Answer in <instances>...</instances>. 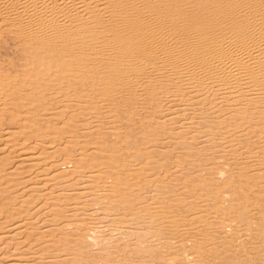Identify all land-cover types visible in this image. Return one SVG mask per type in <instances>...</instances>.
I'll list each match as a JSON object with an SVG mask.
<instances>
[{
  "label": "bare ground",
  "instance_id": "bare-ground-1",
  "mask_svg": "<svg viewBox=\"0 0 264 264\" xmlns=\"http://www.w3.org/2000/svg\"><path fill=\"white\" fill-rule=\"evenodd\" d=\"M120 5L133 13L121 26ZM166 6L161 0H0L1 140L23 164L36 160V168L52 170L48 178L56 182L36 185L42 179L36 171L13 183L24 189L0 203V218L12 211L1 219L7 225L0 223V253L5 245H24L44 255L34 264H264V202H252L264 197V9L250 18L206 5L190 26L187 18L182 24L165 18ZM100 21L117 23L106 25L114 54L104 52L110 42L88 51L81 35ZM55 69L66 73L70 89L62 99L52 92L35 104L53 119L31 117L47 127H39L34 146L29 138L12 143L16 130L4 121L16 126L27 119L23 105L37 90L51 89ZM87 87L107 95L65 103ZM83 106L99 111L85 117ZM151 110L160 115L147 120ZM120 112L133 131L164 141L163 150L120 143ZM4 166L3 199L14 181L3 178ZM38 188L46 200L32 209V221L21 208L31 200L25 194ZM69 188L79 189L72 204ZM55 212L61 219H49ZM52 223L68 235L61 245L45 240ZM74 231L81 236L71 237ZM24 232L27 244L17 241Z\"/></svg>",
  "mask_w": 264,
  "mask_h": 264
},
{
  "label": "rangeland",
  "instance_id": "rangeland-1",
  "mask_svg": "<svg viewBox=\"0 0 264 264\" xmlns=\"http://www.w3.org/2000/svg\"><path fill=\"white\" fill-rule=\"evenodd\" d=\"M161 2L163 3V4H166L167 6H166V8L165 9H167V12L164 14L163 13V15L165 16V18H175V19H178V22L180 23V24H182L183 22H185V19L187 18V19H190V23H189V25L190 26H195L196 25V21H194L195 19H198V18H203L202 16H201V12L199 11L202 7H204V6H206V5H211V6H219V7H221V8H226V9H230V10H234V11H236V13H237V15L238 16H242L243 14L244 15H246L247 17H252L253 16V14H258V15H260L261 13H262V11H263V9H264V0H243V1H241V2H238L237 4H232V2H231V0H161ZM133 16V13H130L129 11H127V7L126 6H124V5H120V26L124 23V21L126 20V19H129L130 17H132ZM194 16V17H193ZM110 26V25H117V23L115 22V21H113V22H111V21H109V22H103V21H100L99 23L98 22H92V23H90L89 25H86V26H84V28L82 29V32H81V35H83L86 39H88L89 40V48H88V51L91 49V48H94L95 47V45H99V44H102L103 42H110L111 43V45L109 46V47H107V48H103L104 49V52L106 53V54H114V49H113V47H114V44H115V40H114V34L113 33H110L109 32V30H108V27L107 26ZM19 68V67H18ZM20 69V68H19ZM57 69H55V71H56ZM64 72V71H63ZM62 72V70H57V72H55V74L54 75H58V77L54 80V81H52L51 83H52V85H50V87H51V89H49V90H45L46 89V87L44 88V89H39V90H37V93H38V96L36 95V98L35 99H33V101L32 102H27L26 104H27V107L25 106L26 104H24L23 105V113L22 114H24V115H28L26 118L27 119H21V120H19V122H17L16 123V126H15V122H13V120H12V123L10 122V121H4V123H7V125H8V123H10V125H8L9 126V128H11V126H12V128L11 129H13V128H15L14 130H16V135H17V137H18V139L17 138H15V139H10V141L12 142V143H26L27 142V144H29L30 146H34L35 145V143L36 142H38L40 139V137H39V132H37L38 130H39V127H42V129L43 130H46L47 129V127H46V125H43V124H39V123H41V122H38V121H35L34 119L36 118V116L38 117V118H41V117H47L48 119H53V117H52V115H50V112H45L46 110L45 109H43V110H40V109H38V105L39 104H42L43 102L41 101V100H45L49 95V93H51L52 94V92H53V94H55L56 96H59L58 97V99H62V97L64 96V95H66L67 94V91L70 89L69 87V83H68V81L66 80V73L64 72L63 73ZM24 72H23V67H21V75L23 74ZM65 74V75H64ZM64 76H65V78H64ZM55 77V76H54ZM38 77H35V79H37ZM25 87H27V88H25ZM19 88L20 89H22V85H20L19 86ZM23 88H24V90L25 91H27L28 92V86L27 85H25V86H23ZM48 88V87H47ZM88 91H87V90ZM55 91H58V92H56L55 93ZM93 91V92H92ZM44 92V93H43ZM88 92H90V94L88 93ZM41 93H43V94H41ZM60 93V94H59ZM62 93V94H61ZM93 93H94V95H97V96H99V97H101V95H107V92H103V91H100V90H91V88L90 87H87V88H82L81 90H80V92L78 93V95L77 96H73V97H70V99L67 101V102H65L66 104L67 103H71L73 106H75L76 104H77V97H79L80 95H82V96H84V94L85 95H90V96H94L93 95ZM42 95H46V97H41ZM38 102H40V103H38ZM42 102V103H41ZM76 103V104H75ZM35 104H38V105H35ZM44 104V103H43ZM35 105V106H34ZM62 105V104H61ZM77 105H79V104H77ZM45 106V105H44ZM47 106H50V105H47ZM63 106V105H62ZM26 109H25V108ZM30 107V108H29ZM32 107H33V109H32ZM46 107V106H45ZM89 107V108H88ZM53 108V107H52ZM62 108H65L64 106L62 107ZM90 108H92V109H90ZM94 108V109H93ZM28 109L30 110V111H28ZM81 110L83 111V113H84V115H85V117H87V115H88V113H92V112H98L99 110H97V108H95L94 106L92 107V106H83L82 108H81ZM38 111V112H37ZM43 113H42V112ZM85 111V112H84ZM145 112H141V114L139 115L140 117L142 116V114H144ZM150 113V114H149ZM152 113V114H151ZM30 114V115H29ZM36 114V115H35ZM45 114V115H44ZM47 114H49V115H47ZM123 115V116H122ZM150 116V117H148V118H146L147 120H149L151 117H153V118H156V117H154V116H157V117H159V115H160V112L158 113V112H153L152 110L151 111H147L146 112V114H144L143 116ZM142 116V117H143ZM29 117H30V120H29ZM31 117H33L34 119H32ZM120 126H119V128L120 129H118V131L121 133V139H120V136H118L119 137V140H120V143H122V144H129L130 142L129 141H132L131 143L132 144H137V148H142L144 151H146V150H148L149 148V150H151V149H158V150H163V148L164 147H162V146H164V143L162 144V142H164V141H162V142H160V143H155V141H156V137L154 138L152 135H151V133L150 132H145V131H142L139 127H137V129H136V131H133L131 128H130V126H128L126 123H127V121H126V117H125V115L122 113V112H120ZM55 118V117H54ZM113 118H115V117H113ZM125 118V119H124ZM11 120V119H10ZM31 120H33V121H31ZM24 121V122H23ZM124 121H126V122H124ZM122 122V123H121ZM35 123V125H33ZM26 124H27V126H26ZM37 124H39V125H37ZM122 124V125H121ZM21 125V126H20ZM31 126H33V128L31 127ZM17 127V128H16ZM21 127V128H20ZM148 128L147 129H150V127L149 126H147ZM32 128V129H31ZM20 129H22V131L20 130ZM21 132H20V131ZM25 130V131H24ZM122 130V131H121ZM29 132V134H25L26 132ZM20 132V133H19ZM23 132H24V134H23ZM27 132V133H28ZM20 134V135H18V134ZM124 133V134H123ZM21 134H22V136H21ZM39 134V135H38ZM28 135H31V136H29L28 137ZM42 135H44V134H42ZM64 135H67V134H64ZM34 136H35V138H34ZM41 136V135H40ZM30 137L32 138V140H34V141H31V139H30ZM133 137V138H132ZM135 137V138H134ZM29 138V139H28ZM34 138V139H33ZM122 138H124V141H123V139ZM20 139H21V141H20ZM23 139H24V142H22L23 141ZM28 139V140H27ZM114 139V138H113ZM136 139V140H135ZM27 140V141H26ZM155 140V141H154ZM3 140H1V135H0V157H6L5 159H0V165L1 166H3V164H5V166H4V168H5V171L4 172H2V176H3V178L6 180V177H11V178H13L12 180H14L13 182H11L10 181V184H11V189H10V194H8V196L5 198V199H3V198H0V203H2V202H4L5 203V201H9L13 196H15L16 194H18V193H21L22 191H23V187H21V185H17L16 186V184H13L14 182H16V181H20V182H22L23 181V178L26 180L27 178H30L31 176H33L34 175V173L36 172V171H40V178H42V179H40L39 180V182L38 183H36V185H38L39 183H42V184H39V185H43V183L46 181L47 183H49V184H47L46 182V184L47 185H49V187L50 186H53V185H55V183L56 182H54V181H52L50 178H48V177H51V175H52V170H46L44 167L42 168V166H43V164L41 165V166H37V168L33 165V163L35 162H37L38 163V161H36V160H34V161H24L25 163L23 164L22 163V157L21 156H19V155H17L16 153L14 154V153H9L8 151H10L11 149L13 150V148H10V147H6L5 146V142H2ZM26 141V142H25ZM30 141V142H29ZM34 143V144H32V143ZM113 142V141H112ZM124 142V143H123ZM128 142V143H127ZM136 142H138V143H136ZM130 143V144H131ZM3 144V145H2ZM7 144H9V142H7ZM161 144H162V146H161ZM153 145V146H152ZM6 148H5V147ZM145 146H150L149 148L148 147H145ZM151 146H152V148H151ZM155 146H156V148H155ZM173 147V146H172ZM171 147V148H172ZM146 148H148V149H146ZM6 149H9V150H6ZM41 150H39L38 152H36L37 154H40L41 152H40ZM7 152V153H6ZM4 155V156H3ZM127 159V161H133V158L131 159V158H126ZM7 160V161H6ZM20 162H21V164H20ZM31 162H33V163H31ZM3 163V164H2ZM28 164V166H27V164ZM31 164V165H30ZM261 164V166H263L264 167V162L262 163H260ZM16 165H19V166H17V167H19V168H14V167H16ZM27 166V167H26ZM26 168H28V169H26ZM33 168V169H32ZM41 168V169H40ZM22 169V170H21ZM15 170V171H14ZM29 170V171H28ZM263 170V168L261 169V171ZM20 172V173H18V172ZM236 171H237V169H236ZM239 171V170H238ZM22 172V173H21ZM33 172V173H32ZM47 172V173H46ZM16 173V174H15ZM18 174V175H17ZM23 174V175H22ZM30 175V176H29ZM214 175L215 176H219V173H217V172H215L214 173ZM16 178H18V179H16ZM224 178V177H223ZM223 178H221V179H223ZM47 179V180H46ZM43 180H44V182H43ZM7 181H9V180H7ZM225 181V180H224ZM34 185H35V183H34ZM21 187V188H19V187ZM18 188V189H17ZM20 189V190H19ZM45 189L44 188H38L36 191H29V193L27 192L26 194H25V197H27V195L28 194H30V196L28 195V197H30L31 198V200H30V203H27V204H25V208L24 209H22L21 208V210L23 211V213L24 214H26L27 215V217L28 218H30V216H31V220L32 221H34V220H36V218H34L36 215H34V214H32L33 212V210H35V209H37L36 207H38L39 205H41L42 203H45L44 202V200H46V197H43V196H41L42 195V192L44 191ZM69 190V191H68ZM68 190H66L65 191V193H67V194H69L70 192H72L73 191V195H72V193H70L69 195H71V202H70V200H69V202L72 204L73 203V200H74V198L76 197V191L78 192L79 191V189H77V188H75V190H74V188H69ZM71 190V191H70ZM32 192H33V196L31 197V195H32ZM11 195V196H10ZM38 195V196H37ZM68 195V197H70ZM260 195V197H262L261 196V194H259ZM11 197V198H10ZM2 199V200H1ZM7 199V200H6ZM37 199H39V201H37ZM255 199V200H254ZM260 200V201H259ZM261 200H264V197L263 198H261V199H257V198H253V200H252V202L253 203H259V204H263V202L264 201H261ZM67 200L66 199H64L63 200V202L65 203ZM37 202V203H36ZM235 202H237V203H239L240 201L239 200H237V201H235ZM32 203V204H31ZM34 204V205H33ZM43 205V204H42ZM12 206H14V207H16V205H12ZM44 206V205H43ZM28 207V211L27 210H25L26 208ZM30 207V208H29ZM41 207V206H40ZM16 208H19V206L17 205V207ZM33 209V210H32ZM10 213H12V211L11 210H9V211H6V212H4L3 213V215H2V218H0V221H2L1 219H3L4 220V218H3V216L5 217V215L7 214V215H12V214H10ZM28 213V214H27ZM29 213H30V216H29ZM69 212H66V214H68ZM263 213H264V211H263ZM1 215V214H0ZM56 216V217H55ZM54 217V218H53ZM49 219H61V215L59 214V212L56 214V212L54 213V215L52 216V218H49ZM7 221V220H6ZM2 222H3V224H2ZM2 222H0L1 223V226L3 227V226H5V225H7V224H5L4 222L5 221H2ZM5 224V225H4ZM51 227H53L52 228V230L49 232V233H47L46 234V237H45V240H47V239H49V237L52 239H49V243H52V245H54L53 244V242H55V240H56V243H57V245H61V244H63L64 242H63V238L64 237H67L68 235L67 234H64V233H61V232H57L56 231V229L58 228V226L57 225H55L54 223H52V226ZM50 227V228H51ZM55 229V230H54ZM3 231H5V230H0V234L2 235L3 234ZM52 231H53V233H52ZM58 233V234H57ZM8 234H10V232H7L5 235L7 236ZM25 234H27V233H25L24 232V235L22 234V236H20L19 238H18V240L17 241H19L20 240V242H23L24 241V243L26 242V244L29 242L28 240H30L29 238H28V240H26V239H24L25 237L24 236H26ZM52 234V235H51ZM63 235V236H60V235ZM79 234V231H74L73 232V234H71L70 236L71 237H79V236H81V235H78ZM4 235V234H3ZM54 235H55V237H56V239H54L55 237H54ZM27 237H28V235H27ZM26 237V238H27ZM54 237V238H53ZM58 237H62L61 239L60 238H58ZM7 238H9V236L7 237ZM10 239V238H9ZM60 239V240H59ZM51 240V241H50ZM60 242V243H59ZM62 242V243H61ZM78 242V241H77ZM11 243H13V241L11 242ZM47 244V243H46ZM46 244H43V245H46ZM68 245H67V247H69V246H71V247H69V248H74V247H72L73 246V243H67ZM56 245V244H55ZM2 246H4V244H2L1 245V243H0V249L2 248ZM12 246V247H11ZM11 246L9 247V250H7V246L5 245V248H4V251H3V249H2V252L0 253V262L1 263H13V264H34V262H36L35 260L37 259V262L39 261L38 260V258H37V256H38V254H41L40 256H44L42 253H38V254H36V256H35V254L34 253H32V252H28V251H26V248L24 249L23 247H21V246H24V245H20V246H17V247H15V245H12L11 244ZM28 246V245H27ZM19 247V248H18ZM14 248H16L17 249V251H16V249L13 251L12 249H14ZM22 249H24L25 251H22ZM49 249V248H48ZM51 249V248H50ZM5 250H7L8 252H5ZM19 250H21V251H19ZM1 251V250H0ZM15 253H13V252ZM19 251V252H18ZM9 252H12V253H10L12 256V258L14 259L15 257V255H17L18 257H20L21 255H22V253L24 254L23 256H25V258H23V259H20V258H18V260H16V261H14V260H12V259H10L11 257H10V255H9V257L10 258H8V257H6V256H8V254H9ZM16 252H18V253H16ZM27 252V253H26ZM46 252L47 251H45L44 252V254H46ZM3 253V254H2ZM20 254V255H19ZM27 254H29V255H27ZM31 254V255H30ZM26 255H27V258H26ZM32 255H33V257H32ZM22 256V257H23ZM28 256H31V257H29L28 258ZM35 256V257H34ZM21 257V258H22ZM10 259V261H8V260ZM4 260V261H3ZM5 260L7 261V262H5ZM11 260H12V262H11ZM27 263H26V262ZM29 262V263H28ZM32 262V263H31ZM36 264V263H35Z\"/></svg>",
  "mask_w": 264,
  "mask_h": 264
}]
</instances>
